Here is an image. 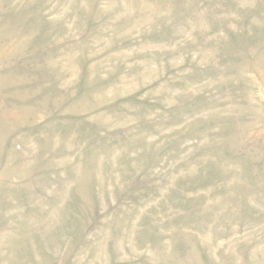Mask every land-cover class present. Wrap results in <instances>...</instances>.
Segmentation results:
<instances>
[{"label": "rangeland", "instance_id": "obj_1", "mask_svg": "<svg viewBox=\"0 0 264 264\" xmlns=\"http://www.w3.org/2000/svg\"><path fill=\"white\" fill-rule=\"evenodd\" d=\"M0 264H264V0H0Z\"/></svg>", "mask_w": 264, "mask_h": 264}]
</instances>
